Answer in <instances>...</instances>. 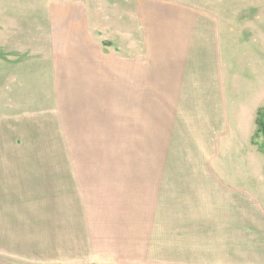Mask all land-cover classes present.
Masks as SVG:
<instances>
[{
	"label": "rangeland",
	"instance_id": "rangeland-1",
	"mask_svg": "<svg viewBox=\"0 0 264 264\" xmlns=\"http://www.w3.org/2000/svg\"><path fill=\"white\" fill-rule=\"evenodd\" d=\"M194 1L214 7L229 71L231 120L198 138L205 153L180 145L169 122L137 120L142 109L129 104L132 0H0V161L11 167L5 178L0 172L6 252L32 264L174 256L221 264L216 243L189 248L182 240L173 250L170 231L186 233L194 219L210 221L198 230L223 224L231 209L264 208V136L248 126L264 103V0ZM226 187L231 194L221 195ZM190 214L198 217L191 222Z\"/></svg>",
	"mask_w": 264,
	"mask_h": 264
},
{
	"label": "crops",
	"instance_id": "crops-1",
	"mask_svg": "<svg viewBox=\"0 0 264 264\" xmlns=\"http://www.w3.org/2000/svg\"><path fill=\"white\" fill-rule=\"evenodd\" d=\"M134 7L133 0L131 4L127 2L125 67L129 104L136 103L137 109L141 107L139 112L143 117L137 120L144 121L145 115L149 114L152 120L166 121L171 128L167 131H173L169 134L181 138L180 145L187 144L194 147V152L203 153L198 148V138L211 136L215 125L219 127L224 121L230 123L231 120L227 88L229 71L223 58L222 34L218 27L220 21L208 11L214 7L194 0H164L157 4L137 0L135 13ZM263 104L259 102L253 113H249L251 120L248 126L251 124L252 131L257 129L258 111ZM233 129L236 131L235 126ZM189 150L192 152V148ZM0 163V172L5 178L8 174L6 167L8 170L11 167L5 164L7 162ZM203 163L206 162H201V165ZM26 164L25 169L32 167L29 162ZM191 167L195 166H183ZM34 173L32 181L38 172ZM220 184L226 185L223 182ZM236 191L239 192V189ZM218 192L221 195L231 194L227 187ZM224 213L230 219L200 230V223L208 225L210 221H194L193 217L197 215L190 214L191 222H194L188 232L183 233L179 226L170 231L171 249H182V240L189 248H196L197 242L216 243L225 257L220 256L221 264H264V208H239ZM204 216L210 215L207 212ZM157 232V239L166 243V236ZM162 233H166L165 228ZM163 245L161 247H167ZM159 258L153 264H192L183 263L177 256L171 261ZM31 261L24 259L22 254L6 252L5 245L0 243V264H32ZM90 264L103 263L94 259Z\"/></svg>",
	"mask_w": 264,
	"mask_h": 264
},
{
	"label": "trees",
	"instance_id": "trees-1",
	"mask_svg": "<svg viewBox=\"0 0 264 264\" xmlns=\"http://www.w3.org/2000/svg\"><path fill=\"white\" fill-rule=\"evenodd\" d=\"M255 134L264 136V106L258 111L257 130Z\"/></svg>",
	"mask_w": 264,
	"mask_h": 264
}]
</instances>
